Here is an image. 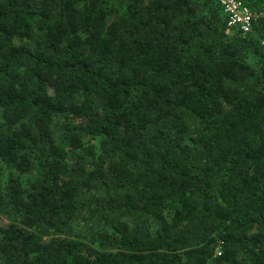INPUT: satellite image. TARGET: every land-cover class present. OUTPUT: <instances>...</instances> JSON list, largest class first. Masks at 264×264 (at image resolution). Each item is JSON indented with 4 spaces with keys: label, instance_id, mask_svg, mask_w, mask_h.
<instances>
[{
    "label": "trees",
    "instance_id": "trees-1",
    "mask_svg": "<svg viewBox=\"0 0 264 264\" xmlns=\"http://www.w3.org/2000/svg\"><path fill=\"white\" fill-rule=\"evenodd\" d=\"M0 0V264H264V0Z\"/></svg>",
    "mask_w": 264,
    "mask_h": 264
},
{
    "label": "built area",
    "instance_id": "built-area-1",
    "mask_svg": "<svg viewBox=\"0 0 264 264\" xmlns=\"http://www.w3.org/2000/svg\"><path fill=\"white\" fill-rule=\"evenodd\" d=\"M227 17L229 27H239L243 32L251 29L254 13L240 0H217Z\"/></svg>",
    "mask_w": 264,
    "mask_h": 264
}]
</instances>
